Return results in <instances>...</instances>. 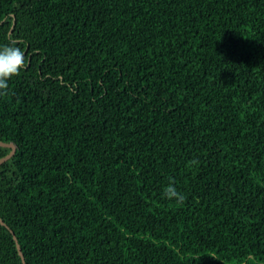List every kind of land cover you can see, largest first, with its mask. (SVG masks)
I'll return each mask as SVG.
<instances>
[{
    "label": "trees",
    "instance_id": "trees-1",
    "mask_svg": "<svg viewBox=\"0 0 264 264\" xmlns=\"http://www.w3.org/2000/svg\"><path fill=\"white\" fill-rule=\"evenodd\" d=\"M0 44L25 264H264V0H0Z\"/></svg>",
    "mask_w": 264,
    "mask_h": 264
},
{
    "label": "clouds",
    "instance_id": "clouds-1",
    "mask_svg": "<svg viewBox=\"0 0 264 264\" xmlns=\"http://www.w3.org/2000/svg\"><path fill=\"white\" fill-rule=\"evenodd\" d=\"M26 63L25 53L20 46L0 44V94L9 88V81L24 69ZM162 197L169 200L183 199L182 194L172 184L164 187Z\"/></svg>",
    "mask_w": 264,
    "mask_h": 264
},
{
    "label": "water",
    "instance_id": "water-1",
    "mask_svg": "<svg viewBox=\"0 0 264 264\" xmlns=\"http://www.w3.org/2000/svg\"><path fill=\"white\" fill-rule=\"evenodd\" d=\"M0 146H7V147L11 148V152L9 154H7L4 157L0 158V164H1V163L5 162L6 160H8L9 158H11L16 153L17 144L15 142H12V141L11 142H4V141L0 140ZM0 222L3 225L7 226L10 229V231L13 233L14 239L16 240L18 251H19L20 255L23 258V264H25L24 253L22 251V247H21V245H20V243L18 241V238H17L15 232L10 228V226L3 220V218L1 216H0Z\"/></svg>",
    "mask_w": 264,
    "mask_h": 264
}]
</instances>
